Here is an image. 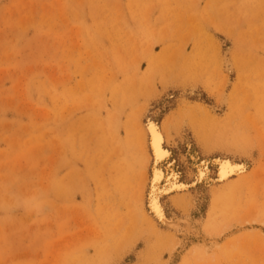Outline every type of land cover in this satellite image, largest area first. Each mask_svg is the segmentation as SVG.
Wrapping results in <instances>:
<instances>
[{
    "label": "rangeland",
    "instance_id": "1",
    "mask_svg": "<svg viewBox=\"0 0 264 264\" xmlns=\"http://www.w3.org/2000/svg\"><path fill=\"white\" fill-rule=\"evenodd\" d=\"M148 119L182 181L246 165L163 196L162 234ZM0 264H264V0H0Z\"/></svg>",
    "mask_w": 264,
    "mask_h": 264
},
{
    "label": "bare ground",
    "instance_id": "2",
    "mask_svg": "<svg viewBox=\"0 0 264 264\" xmlns=\"http://www.w3.org/2000/svg\"><path fill=\"white\" fill-rule=\"evenodd\" d=\"M228 52L229 47L222 53L221 57V68L227 73V76L232 73L227 54ZM180 97L181 101L185 104L190 103V98L202 101V92L196 86H192L189 89L183 90L180 93ZM227 108L228 97L222 95L216 105L206 104L203 108V112L207 117L224 115ZM144 125L142 141L146 152L145 154L150 161V175L148 177L146 195L144 197L145 218L157 234H162L164 229L174 224L171 218H168L166 215L162 203L163 196L187 191L197 183L205 182L210 184L211 181H213V183H224L233 176L244 173L246 170L244 162L229 156H218L212 161L214 167H216V176L211 179L208 159L203 160V158H198V154L194 153L192 155L190 154L191 151H188L193 162L194 179L192 182L182 181L180 174L175 170L173 164H170L168 167L164 166L166 163H170L171 151L165 146L166 136L160 124L155 119H148ZM185 144L187 149L190 150V142L185 141Z\"/></svg>",
    "mask_w": 264,
    "mask_h": 264
},
{
    "label": "snow or ice",
    "instance_id": "3",
    "mask_svg": "<svg viewBox=\"0 0 264 264\" xmlns=\"http://www.w3.org/2000/svg\"><path fill=\"white\" fill-rule=\"evenodd\" d=\"M222 175H223V173H222Z\"/></svg>",
    "mask_w": 264,
    "mask_h": 264
}]
</instances>
